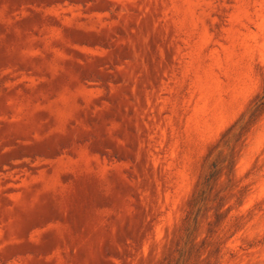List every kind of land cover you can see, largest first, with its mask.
Wrapping results in <instances>:
<instances>
[{"label":"rangeland","instance_id":"374dc122","mask_svg":"<svg viewBox=\"0 0 264 264\" xmlns=\"http://www.w3.org/2000/svg\"><path fill=\"white\" fill-rule=\"evenodd\" d=\"M0 264H264V0H0Z\"/></svg>","mask_w":264,"mask_h":264}]
</instances>
